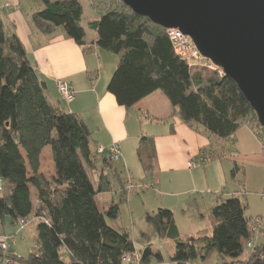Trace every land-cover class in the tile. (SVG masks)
Instances as JSON below:
<instances>
[{"label": "trees", "instance_id": "16d2710c", "mask_svg": "<svg viewBox=\"0 0 264 264\" xmlns=\"http://www.w3.org/2000/svg\"><path fill=\"white\" fill-rule=\"evenodd\" d=\"M26 3L25 14L34 29L44 34L61 29L64 36L86 44L79 0ZM90 6L99 16L88 24L97 32V45L120 58L108 85L118 104L130 108L161 90L184 123L202 125L220 141L232 139L244 125L264 137L256 111L219 67L190 65L175 52L166 28L137 14L123 0H90ZM9 9H0V229L6 224L21 229L22 219L39 221L29 255H19L12 241L10 253L0 250V264H8L7 257L10 264H132L124 260L128 256L135 264L163 262L162 252L153 250L150 241L137 254L129 234L107 222L119 217L120 204L113 200L103 209L96 196L112 192L114 181L125 191L126 181L107 153L93 151L83 117L50 101L45 81L12 29ZM47 146L55 165L52 177L40 172ZM211 146L204 154L211 159L225 156L224 146ZM138 156L146 173H151L156 159L152 140L141 138ZM231 178L240 185L245 178L243 165L236 161ZM247 209L242 191L218 195L208 215L211 229L183 237L169 208L147 212L146 220L160 237L174 239L172 264H192L213 253L223 264H264V244L256 243L242 258L247 244L264 236V229L254 230L260 218L248 216Z\"/></svg>", "mask_w": 264, "mask_h": 264}, {"label": "crops", "instance_id": "0c3cea01", "mask_svg": "<svg viewBox=\"0 0 264 264\" xmlns=\"http://www.w3.org/2000/svg\"><path fill=\"white\" fill-rule=\"evenodd\" d=\"M5 1L11 6L8 16L12 29L23 42L39 77L45 81L50 101L83 117L91 131L94 152L97 153L99 146L107 148L113 143L121 145V158L112 161L113 168L122 173L124 181L130 186L143 185V188L153 190L152 210L156 211L159 207L171 209L181 235L178 218L185 220V224L196 219H207L210 223L208 215L218 195L228 196L241 191L237 188L240 184L231 178L234 161L239 163L247 159L254 165L261 162L264 168V147L249 126H241L232 139L220 141L202 125L190 126L184 123L178 114L173 113L169 98L161 90L153 92L130 108L118 104L114 94L108 90V85L120 58L97 45L98 35L95 30L92 29L88 37L83 24L86 29L85 45L64 36L61 29L52 34H44L30 25L29 16L25 14L27 3L24 8L20 0ZM91 17L89 22L99 18ZM90 47L91 51H87L86 48ZM59 80L73 86V101L67 102L60 94L57 86ZM142 137L152 140L156 150L155 166L151 173H146L138 156ZM227 143L234 146V151L230 152ZM210 144L213 149L224 146L225 156L211 159L204 154ZM45 152L53 160V154L45 148L41 164ZM40 172L46 175L42 166ZM113 191L106 192L112 196L109 202L104 200L107 206L115 200L114 194L117 193ZM11 229L6 224L0 236L14 233L15 237L20 230L15 232ZM201 230L209 229H200L190 234ZM15 244L13 248L16 251Z\"/></svg>", "mask_w": 264, "mask_h": 264}, {"label": "water", "instance_id": "95a60500", "mask_svg": "<svg viewBox=\"0 0 264 264\" xmlns=\"http://www.w3.org/2000/svg\"><path fill=\"white\" fill-rule=\"evenodd\" d=\"M139 15L190 36L230 76L264 127V0H123Z\"/></svg>", "mask_w": 264, "mask_h": 264}, {"label": "rangeland", "instance_id": "374dc122", "mask_svg": "<svg viewBox=\"0 0 264 264\" xmlns=\"http://www.w3.org/2000/svg\"><path fill=\"white\" fill-rule=\"evenodd\" d=\"M83 6V24L85 25L88 31V37L92 33V29L89 27V20L91 16L98 17L97 14L92 10L90 6V0H79ZM21 5L26 8V0H20ZM0 5H9L5 0H0ZM202 63L210 62L208 59L202 57L200 59ZM227 148L231 151H234V146H230L227 143ZM47 151L52 153L51 146L46 147ZM54 160L51 159V155L48 152L44 153L42 161V169L46 173V176L52 177L55 173ZM243 165L245 169V178H243L242 185H237L238 189L243 190L244 196L248 201L247 215L252 218H260L261 226L260 229H264V168L262 163H252L249 160H244L239 162ZM126 181L125 191L121 189L120 183L114 181V191L117 194H114L116 202L120 204V213L117 219L107 218V222L114 228L120 231H125L129 234L130 238L134 241L137 254H141L146 246V243L150 241L152 244L153 250H160L163 254L164 260L158 264H172L171 256L175 252V241L169 237H160L154 230L153 227L147 222L146 214L147 212H152L151 201L154 199L153 190H148L146 187L143 188L133 184H130ZM119 189V190H118ZM118 190V191H116ZM109 193L99 194L96 198L100 208L106 207V202H109L110 198ZM32 199L35 201L34 189L32 188ZM109 206V205H108ZM107 206V207H108ZM156 210V209H154ZM38 219L35 221H29L25 228H21L17 235L13 238V243L15 244V249L17 253L21 256H28L29 252L35 246V237H36V227L38 224ZM188 221V220H187ZM178 222L181 226L182 237L187 236L188 234L195 232L200 229H209L210 223L207 219H196L190 220L188 224L185 220L178 218ZM9 228V227H8ZM10 229V228H9ZM3 230V227L0 231ZM12 231L16 232V228L12 227ZM7 230V231H11ZM257 244H264V236L257 235L256 237ZM251 248L245 247L243 259H246L250 254ZM136 254V255H137ZM192 264H223L221 257L217 253L211 254L206 260L201 258L195 259L192 261Z\"/></svg>", "mask_w": 264, "mask_h": 264}, {"label": "built area", "instance_id": "2783aa9c", "mask_svg": "<svg viewBox=\"0 0 264 264\" xmlns=\"http://www.w3.org/2000/svg\"><path fill=\"white\" fill-rule=\"evenodd\" d=\"M8 8L9 5H6ZM5 5H0V9L4 8ZM167 34L172 42V45L174 47L175 52L183 59L187 60L189 64H202V65H207L208 67L212 69H217L218 67L214 65L210 60V62L207 63H202L200 59L203 57L197 48V46L194 44L193 40L191 39L190 36L186 35L183 31H181L179 28H167L166 29ZM205 58V57H204ZM220 73H223L222 69L220 68ZM58 90L60 94L63 96V98L67 102H71L75 99V90L73 86L63 80H59L57 82ZM257 137L259 138L260 142L264 146V137L259 136L256 133ZM98 152L100 154L107 153L110 157V159L117 161L121 158L122 151H121V145L119 143H113L109 147L105 148L103 146L98 147ZM189 165L191 167H194V164L192 162H189ZM264 197V193H263ZM28 222L25 220H20V228H24ZM260 225H261V219H257L254 230H260ZM13 237L10 234H2L0 236V250L3 253H10L11 251V246H12V241ZM255 241H251L247 244L249 248H254L256 246ZM124 260L128 263L135 264V260L132 257H125ZM12 261L9 257L6 258V263L10 264Z\"/></svg>", "mask_w": 264, "mask_h": 264}]
</instances>
